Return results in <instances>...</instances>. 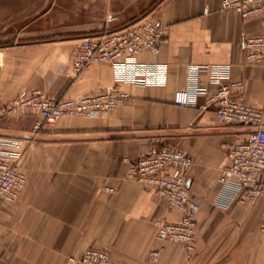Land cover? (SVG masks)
Masks as SVG:
<instances>
[{
  "label": "crops",
  "instance_id": "1",
  "mask_svg": "<svg viewBox=\"0 0 264 264\" xmlns=\"http://www.w3.org/2000/svg\"><path fill=\"white\" fill-rule=\"evenodd\" d=\"M220 2L0 0V135L23 138L26 175L14 201L0 199V264H69L68 257L88 247L107 249L111 264H147L155 247H161L156 264H264V177L254 201L226 196L225 204H215L227 146L243 140L249 127L221 123L215 103L200 110L203 93H191L185 106L173 102L178 88L199 85L215 92L203 66L216 64L228 69L222 82H241L243 102L264 107V57L245 62L242 47L245 35L264 34V16L242 17ZM142 15L167 27L158 52L138 54L141 61L166 65L163 83L116 81L106 61L74 72L71 54L83 36ZM114 84L129 94L118 105L101 115L61 117L34 137V113L4 111L31 88L77 99ZM156 137L193 158L186 171L199 204L192 252L156 235L157 219L177 221L181 213L152 186L127 176L128 161Z\"/></svg>",
  "mask_w": 264,
  "mask_h": 264
},
{
  "label": "built area",
  "instance_id": "2",
  "mask_svg": "<svg viewBox=\"0 0 264 264\" xmlns=\"http://www.w3.org/2000/svg\"><path fill=\"white\" fill-rule=\"evenodd\" d=\"M221 8L237 11L242 17L256 14L264 16V0H221ZM264 20V19H263ZM167 27L159 24L151 15H142L125 25L83 36L72 50L71 66L75 73L88 64L97 61L110 63L115 71L116 81L130 80L138 84H161L166 72L162 62L141 61V51L156 53L165 41ZM244 61H258L264 57V34L245 35L242 39ZM209 70L210 80L217 84L215 92L208 94L203 86L178 88L173 93V102L185 106L191 103V93L206 94V100L199 103L200 110L215 103L214 112L221 123H239L249 127L247 136L228 144V164L218 177L221 184L216 205H223L226 196L239 201H254L261 192L264 177V107L243 102L239 97L240 81L222 82L229 73L223 65H204ZM129 96L118 84L106 90L84 95L80 98L50 95L41 88H31L19 93L4 105V111L20 114L34 113L37 119L32 124L34 137L43 125L52 124L64 116L104 114ZM23 138L0 135V199L14 201L19 189L26 182L20 158ZM193 158L187 151L175 144L166 143L159 137L136 158L128 161L127 176L152 186L170 207L181 213L177 221L157 219L156 235L162 241L180 243L185 250L195 249V229L198 200L188 186L187 169ZM229 189L232 193L229 194ZM264 233V208L259 222ZM161 247L152 248L147 264H156ZM111 264L110 254L105 248L88 247L80 255L70 256L67 263Z\"/></svg>",
  "mask_w": 264,
  "mask_h": 264
}]
</instances>
